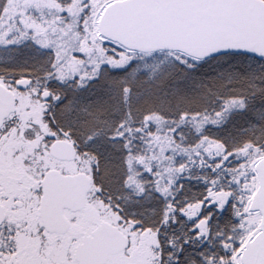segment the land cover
Returning <instances> with one entry per match:
<instances>
[{"label":"snow or ice","instance_id":"obj_1","mask_svg":"<svg viewBox=\"0 0 264 264\" xmlns=\"http://www.w3.org/2000/svg\"><path fill=\"white\" fill-rule=\"evenodd\" d=\"M0 264H264V0H0Z\"/></svg>","mask_w":264,"mask_h":264}]
</instances>
